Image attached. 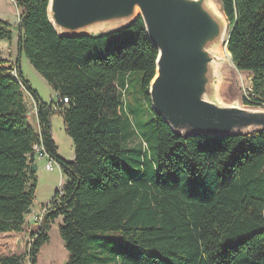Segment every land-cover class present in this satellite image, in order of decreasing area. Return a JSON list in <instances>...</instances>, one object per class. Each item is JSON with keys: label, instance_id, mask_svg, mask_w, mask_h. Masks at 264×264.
Wrapping results in <instances>:
<instances>
[{"label": "trees", "instance_id": "trees-1", "mask_svg": "<svg viewBox=\"0 0 264 264\" xmlns=\"http://www.w3.org/2000/svg\"><path fill=\"white\" fill-rule=\"evenodd\" d=\"M14 1L22 10L18 60L0 58V233L25 228L36 200L35 147L42 145L67 179L31 233L30 264L59 217L66 264H264V129L177 135L152 107L158 49L141 16L110 32L63 35L51 22L49 0ZM220 2L233 28L228 51L239 71L252 74L243 102L264 103V0ZM0 39H14L2 20ZM23 53L58 93L55 104L23 77ZM135 72L142 73L140 101L154 132L143 131L130 146L124 109ZM56 112L73 140L74 160L58 153ZM25 255L0 254V264H25Z\"/></svg>", "mask_w": 264, "mask_h": 264}, {"label": "water", "instance_id": "water-1", "mask_svg": "<svg viewBox=\"0 0 264 264\" xmlns=\"http://www.w3.org/2000/svg\"><path fill=\"white\" fill-rule=\"evenodd\" d=\"M221 11L211 0H49L48 5L51 22L63 35L110 32L141 16L158 49L152 107L177 135L186 136L264 129V110L218 99V49L227 47L233 29L227 30Z\"/></svg>", "mask_w": 264, "mask_h": 264}, {"label": "rangeland", "instance_id": "rangeland-1", "mask_svg": "<svg viewBox=\"0 0 264 264\" xmlns=\"http://www.w3.org/2000/svg\"><path fill=\"white\" fill-rule=\"evenodd\" d=\"M211 1L221 11L220 0ZM21 11L14 0H0V20L7 22L14 34V39L12 40L0 39V58L2 59L4 58L3 55H6L4 50L8 48L12 51L10 53L11 56L14 57L18 54L15 34ZM229 29L228 23V31ZM101 32L104 31H95L93 34H99ZM226 63V69L224 68L225 73H221L220 71L221 75L218 86V99L220 102L223 104L237 103L244 108L264 110V103L248 105L243 102L244 97H250L249 89L251 87L252 74L239 71L234 63L233 65L229 61ZM20 65L23 77L29 81L33 90L45 102L55 104L58 101V93L55 92L50 83L34 68L24 53L20 56ZM141 79V72H135L132 75L131 90L125 98L127 106L124 109V117L130 123L131 129L133 130V138L129 142L130 146H136L140 143V137H142L143 131H146L150 135L154 132L153 117L145 103L142 100L140 101L138 88ZM28 100L30 102V120L36 123L35 106L33 99L29 95ZM52 131L60 155L69 161L74 160L75 148L73 140L66 133L64 119L60 112H56L52 117ZM45 163L46 159L39 158L36 160L39 169L36 170L37 191L33 206L35 208L31 209V212L26 215V225L22 232L0 233L1 255L19 256L27 253L31 241V233L39 227L34 221V216L37 211L49 204L54 193L59 189L60 181H63V183L66 182L67 177L65 174L60 172L57 167L53 171L46 170ZM62 224V217L52 222L49 231L50 238L40 249L37 264H66L68 262L70 254L59 232ZM25 264H30L27 257Z\"/></svg>", "mask_w": 264, "mask_h": 264}, {"label": "built area", "instance_id": "built-area-1", "mask_svg": "<svg viewBox=\"0 0 264 264\" xmlns=\"http://www.w3.org/2000/svg\"><path fill=\"white\" fill-rule=\"evenodd\" d=\"M14 73H15V71H14ZM63 102H64V103H67V102H68V98L65 97V98L63 99ZM35 113H36V110H35ZM143 144H144V146L146 147V143L144 142ZM35 148H36L37 156L40 157V158H44V159H46V165H45L46 170H48V171H53V170L55 169V167H57V168L60 170V172H62V171H61V166H60V164L58 163V161H57L56 159H54L53 157H51V156L47 153V151L45 150V148H44L42 145H40V146H36ZM61 185H62V184H60L59 188L61 187ZM48 208H49V204H47L46 206H44L43 208H41V209L36 213V215L34 216V221H35L38 225H40V224L42 223V221H43V219H44V216H45V213H46V211L48 210Z\"/></svg>", "mask_w": 264, "mask_h": 264}, {"label": "bare ground", "instance_id": "bare-ground-1", "mask_svg": "<svg viewBox=\"0 0 264 264\" xmlns=\"http://www.w3.org/2000/svg\"><path fill=\"white\" fill-rule=\"evenodd\" d=\"M228 30V29H227ZM97 31V29H96ZM224 44H222L220 46V48L218 49V52L220 53L221 57H222V62L220 65V71L221 73H225V67L227 65V61H229L231 63V65H233L232 59H231V54L228 51V48L225 46ZM225 68V69H224Z\"/></svg>", "mask_w": 264, "mask_h": 264}, {"label": "crops", "instance_id": "crops-1", "mask_svg": "<svg viewBox=\"0 0 264 264\" xmlns=\"http://www.w3.org/2000/svg\"><path fill=\"white\" fill-rule=\"evenodd\" d=\"M16 47H17V39H16ZM7 50V51H6ZM5 52H6V55H3V59H5V60H8L10 63H13V62H16L17 60H18V54L17 55H15L14 57L13 56H11V50L8 48V49H5L4 50ZM21 66V65H20ZM58 153H59V149H58ZM60 154V153H59ZM40 158V157H39ZM38 158V156L36 157V160L37 159H39ZM44 159V158H43ZM35 164H36V161H35ZM37 165V164H36ZM45 165H46V163H45ZM37 169H39V166L37 165ZM63 183V181H60V184H62ZM56 186V185H55ZM33 208H35V207H32V209ZM38 210V209H37ZM36 210V211H37ZM38 212V211H37Z\"/></svg>", "mask_w": 264, "mask_h": 264}]
</instances>
